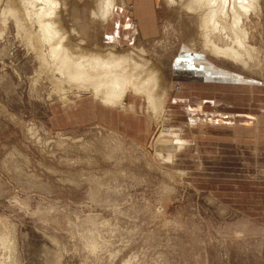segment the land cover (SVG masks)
<instances>
[{"label": "rangeland", "instance_id": "1", "mask_svg": "<svg viewBox=\"0 0 264 264\" xmlns=\"http://www.w3.org/2000/svg\"><path fill=\"white\" fill-rule=\"evenodd\" d=\"M189 1L162 0L157 35L133 46L165 91L158 120L180 112L190 136L170 157L154 150L161 124L153 119L142 140L106 124L118 123L106 113L92 114L106 123L76 113L89 125L57 124L53 110L67 96L112 111L47 79L41 48L25 41L37 27L18 19L33 27L21 34L4 15L11 1L0 0V264H264V0L246 23L256 55L245 66L202 54V22ZM61 2L71 45L112 49L94 0ZM135 101L130 92L128 109Z\"/></svg>", "mask_w": 264, "mask_h": 264}, {"label": "bare ground", "instance_id": "2", "mask_svg": "<svg viewBox=\"0 0 264 264\" xmlns=\"http://www.w3.org/2000/svg\"><path fill=\"white\" fill-rule=\"evenodd\" d=\"M10 1V10H5L4 15L7 17L6 14H8L14 18L20 27L21 34L28 35V32H31L29 29L33 27L29 25L23 27L24 23L19 24L18 19H27L29 24L37 27V36L26 37L25 41L32 47L41 48L39 50L40 64L47 75L45 77L47 79L52 77V80L58 81L59 85L57 86L61 92L69 94L73 93L72 91H77L79 98L90 96L94 101H99L112 112L116 111L125 116L131 113L137 118L142 116L148 120L153 119L156 124L160 123L161 126L157 127L160 128V131L153 140L154 150L167 152L170 157L171 149L180 147L178 143L180 140L182 142L184 138L185 140L189 139L190 136L187 137L185 128L180 127L184 122L179 121V119L176 120L177 113L180 112L168 109L167 114L164 115V122L158 120V114L165 109V101L163 102L162 99L165 96V91L159 84L160 80L157 77L156 69L144 59L143 49L137 50L136 47L132 46L130 47L133 49L132 52H117L115 48L120 47L110 44L112 45L111 50L98 49L90 52L87 48L79 46L84 41L78 45H71L72 42H68L72 35L68 37L63 29L66 26H62L65 23L63 16L66 15L68 9L61 0ZM94 1L98 5V13L95 14V18H99L104 24L109 23L116 12L117 0ZM163 1L166 5L173 6L175 2L187 0ZM261 1L190 0L186 9L189 13L198 15L202 22V54L205 56L209 52L217 57L227 58L245 66L247 59L251 58L252 55L254 56L256 52V48L250 46V35L246 23L253 20L252 15L257 17L263 13ZM60 5L64 12L63 15L58 12ZM4 23L7 24V19ZM72 34L78 33L73 30ZM95 48L92 47V49ZM130 92L136 97L134 106H132L134 111L127 107V97ZM66 99L65 106L70 103L73 108L77 104L73 101L70 102L71 100L68 99L71 98L68 96ZM82 101H86V99L82 98ZM145 104L150 106L146 107ZM136 108L139 110V113L137 112L140 114L139 116L135 114ZM143 108L146 110L145 113H143ZM107 113V118L111 120L110 117L112 116L109 117V112ZM167 124L171 126L168 125V128Z\"/></svg>", "mask_w": 264, "mask_h": 264}, {"label": "crops", "instance_id": "3", "mask_svg": "<svg viewBox=\"0 0 264 264\" xmlns=\"http://www.w3.org/2000/svg\"><path fill=\"white\" fill-rule=\"evenodd\" d=\"M73 2H75V4H79L80 2H85V0H73ZM117 2L118 4L115 14L112 16L109 23L104 24L103 26L102 37L105 43L117 45L123 48H130L132 46H135L139 37H149L157 35V16L158 9L163 8L162 0H117ZM238 79L237 81H239ZM174 103L178 104L179 101L175 100ZM70 105L62 107L65 108V110H68V108H70L69 112L65 111L64 109L61 110V105L59 106V108L57 107L56 110H53L54 121L57 122V124L67 126L70 123H74V125H68L73 127L89 125L90 122H86L83 124L80 123L89 118L88 114L95 119V115H92L93 113H98L99 115L107 113L103 110L102 107H94V104L84 106L82 105V103H77L73 108ZM76 113H81L80 115L83 117L82 121L78 119L76 120ZM83 115H85V117ZM110 116L113 117L114 121H117L118 119V123H113V121L111 123H106L105 121L99 120L97 118L93 121L99 120L109 125H115L117 126V130H124L129 135H132L133 137L136 136L141 140L145 137V132L151 129L150 126L152 124V120H148L146 118H134L133 116L127 118V116L122 113L116 115V111L112 112V114H109V117ZM120 124H122V126ZM135 129L138 131L137 134L132 132V130L135 131ZM140 132H144V135L142 137L138 136Z\"/></svg>", "mask_w": 264, "mask_h": 264}]
</instances>
